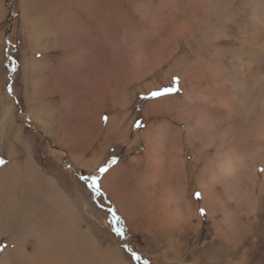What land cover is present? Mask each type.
Here are the masks:
<instances>
[{
    "label": "rangeland",
    "instance_id": "rangeland-1",
    "mask_svg": "<svg viewBox=\"0 0 264 264\" xmlns=\"http://www.w3.org/2000/svg\"><path fill=\"white\" fill-rule=\"evenodd\" d=\"M164 8L161 16L159 0H0V97L8 99L15 115L12 129L1 123V100L0 147L2 151L10 147L14 159L23 161L27 146L39 168L56 179L76 204L82 230L91 229L95 243L103 250L110 247L116 259L121 253L125 264H264V217L257 222L244 211L264 212V182L256 177L264 173V161H259L264 139L259 137L258 145L247 125L232 128L230 133L241 143L239 153L248 157L249 173L244 177L250 176L254 184L234 185L228 195L234 199L237 195L236 203L220 193V185L213 187L215 207L225 203L229 217L226 224L214 226L193 179L205 158L200 161L196 147L207 135L187 122L184 89L174 72L181 62L193 61L196 44H212L226 32L204 25L194 38L176 40L174 24L191 19L172 18ZM201 48L200 53L205 52ZM173 78L179 79V91L151 97L152 92L172 86ZM237 95L240 103L231 106L262 108L261 97L245 89ZM120 127L124 135L117 132ZM171 159L178 161V171L171 170ZM181 164L188 170L186 177ZM105 167L108 170L101 173ZM148 189H154L156 196ZM112 190L121 193L123 203L115 200ZM146 194L155 198L154 203L159 199L168 211L184 208L185 196L196 204L201 221L192 216V230L153 237V229L141 230L137 224L142 209L149 208L142 199ZM43 197L49 198L48 193ZM112 212L120 219L123 237L113 231ZM0 237V256L6 251L9 263L17 264L13 244ZM129 248L140 261L132 258ZM94 263L103 264L97 257Z\"/></svg>",
    "mask_w": 264,
    "mask_h": 264
},
{
    "label": "bare ground",
    "instance_id": "bare-ground-1",
    "mask_svg": "<svg viewBox=\"0 0 264 264\" xmlns=\"http://www.w3.org/2000/svg\"><path fill=\"white\" fill-rule=\"evenodd\" d=\"M164 6L172 18L175 15L179 18L181 15L191 19H185L187 20L185 22L180 21L181 25L174 24L173 27L176 30L172 36L174 35L176 40L182 36L194 38V34L204 25L211 28L216 25L226 32L221 37L219 35V39L211 40L212 44H205V42V45H210L209 49H206L205 45L196 44L199 47L195 51V59L193 58L191 62H181V65L178 64L174 68V72L181 79V88L184 89L183 101L187 109V122L190 121L201 134L207 135L206 140L199 141L200 147H196V151L201 156L200 161L205 158L202 169L193 167L199 172L193 176V179L196 183L195 189L202 191V206L207 210L208 219L214 220V226L217 225L219 228V225L229 218L225 215L228 213V208L222 202L220 209L215 207L218 199L213 187L220 185V193H225L235 202L239 199L238 196L236 195L234 199L228 195L234 185H243L245 181L254 184L250 176L244 177L246 171L248 172V157L246 154L239 153L238 146L241 143L233 138V133H230L232 128L247 125L251 138L255 140L258 137V143L254 141L255 143L260 145L259 137L264 139V0H159L161 16L165 10ZM201 47L205 52L200 53ZM192 48L196 49L195 44ZM182 67H186L187 70H182ZM240 89L261 97V103H259L262 108H256L257 105L252 108L250 105L248 109L242 106H231L239 101L237 93ZM3 97H0V106L3 100L1 123L8 124L12 129L15 122L13 107L8 99ZM240 100L243 99L240 98ZM182 108L184 110L185 106L182 105ZM115 121V117L110 119L108 127L113 126ZM118 123V126H122L121 121ZM102 128L101 125V130ZM120 130L121 127L117 132ZM120 135H124V132H120ZM195 144L199 145L198 142ZM243 145L248 144L245 142ZM1 147L0 160L3 164L0 165V234L6 237L1 240L13 244L14 251H10L16 255L17 264H95V257L98 258L99 263L103 264H125L121 253L117 255L119 256L117 260L112 257L113 251L110 253V247L103 250L95 243L91 229L82 230L76 204L67 193L62 191L56 179L44 173L41 167L39 168L27 146L25 147L27 156L23 161L14 159L10 147L4 146V151ZM206 150H209V153L205 154ZM260 151L262 149L258 150V155ZM3 154L5 157H1ZM263 157H259L260 162L264 161ZM177 162L174 159L170 160L171 170L178 171L176 170V167L179 168ZM187 171L186 166L181 164V172L185 177ZM257 176L264 182V173L256 174ZM114 191L112 190L114 192L111 193L112 196L116 201L123 203L120 191H118L120 194ZM148 191L156 196L154 189H148ZM46 193L49 198L43 197ZM127 193L125 196L129 200L130 194ZM151 194H146L142 198L146 207L149 208L142 209L138 216L140 224L137 223L141 225L139 227L141 230L145 227L148 232L153 229L154 233L151 236L157 237L162 234L163 237H169L180 229L192 230L194 228L192 216H195L197 222L201 221L198 213H195L196 204L192 200L188 201L185 196L182 198L185 202L184 208L176 207L174 211H168L164 209L159 199H156L154 203V197ZM130 199L132 200L131 197ZM4 208L7 209L5 213L2 212L5 211ZM218 210L220 211L219 219L217 218ZM244 211L247 215L252 214L257 222L261 220L260 217H264V212L261 210L246 209ZM228 229H231V225ZM179 244L180 242H177L176 247L181 248ZM9 255L10 253L5 251L0 256V263H9L11 260ZM13 260L15 261V258Z\"/></svg>",
    "mask_w": 264,
    "mask_h": 264
},
{
    "label": "snow or ice",
    "instance_id": "snow-or-ice-1",
    "mask_svg": "<svg viewBox=\"0 0 264 264\" xmlns=\"http://www.w3.org/2000/svg\"><path fill=\"white\" fill-rule=\"evenodd\" d=\"M179 79L178 78H173V81H172V86L170 87H167V88H164V89H161L159 91H154L151 93V97L152 98H157V97H160V96H163V95H168V94H172L174 92H177L179 91ZM105 121H107V117L104 118ZM111 163H115V160H113ZM3 164V161L0 160V165ZM108 169L107 167L105 168H101L100 169V172L101 173H104L106 172ZM84 179H87V178H84ZM96 184V181L95 179L93 180V186ZM98 191V188L95 189ZM196 198L199 199L200 198V193H196ZM111 211V210H110ZM201 211V215H203V209L200 210ZM112 216H113V219L111 221L112 223V226H113V231L115 232V234L117 236H120V237H123L124 236V229L122 226H119L120 225V219L119 217L116 216L115 212H112ZM129 252H131L132 254V258L136 261H140L141 260V257L139 255H137L135 252H133L130 248L127 249ZM143 264H148L147 261H144Z\"/></svg>",
    "mask_w": 264,
    "mask_h": 264
}]
</instances>
